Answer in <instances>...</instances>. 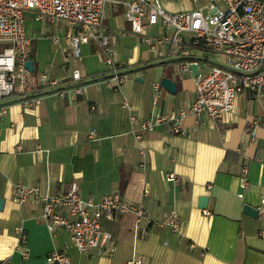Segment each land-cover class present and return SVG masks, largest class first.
<instances>
[{"label":"crops","instance_id":"0c3cea01","mask_svg":"<svg viewBox=\"0 0 264 264\" xmlns=\"http://www.w3.org/2000/svg\"><path fill=\"white\" fill-rule=\"evenodd\" d=\"M203 2L164 0L181 10ZM123 9L106 3L102 22L111 57L126 73L124 80L117 87L106 84L103 54L89 40L80 45L76 63L82 74L79 92L59 91L72 84L71 64L63 61L62 40L49 38L70 29L59 19L25 17L33 72L45 71L57 83L36 85L24 95L13 91L0 99L4 109L0 264H51L45 255L53 249L64 251L68 264H126L131 255L140 259L139 264H264V236L257 233L264 226V215L252 217L241 210L243 203L256 207L264 197V120L254 128L252 139L247 125L263 109L264 93L259 100L235 93L231 108L217 119L186 114L179 118L184 133L168 132L166 123H161L135 138L140 119L156 112L173 117L189 103L194 96L193 74L189 69L177 74L173 59L154 58L140 35L129 32ZM144 29L157 31L156 25ZM189 56L199 63V49L192 48ZM160 76L174 81V93L161 85L153 88ZM35 96L39 102L28 105L27 99ZM239 147L244 157L237 152ZM167 171L174 173V179L164 178ZM243 176L246 183L241 187ZM15 182L36 185L42 193L64 191L75 182L80 196L94 199L117 192L125 201L142 204L150 218L173 212L179 231L150 226L134 236L132 216L118 213L113 219H100L111 234L114 253L106 255L96 248L79 252L64 229L46 228L39 199L28 197L22 203L12 199ZM145 188L148 192L143 195ZM199 196L206 197L204 206L197 204ZM19 230L24 233L22 245Z\"/></svg>","mask_w":264,"mask_h":264},{"label":"built area","instance_id":"2783aa9c","mask_svg":"<svg viewBox=\"0 0 264 264\" xmlns=\"http://www.w3.org/2000/svg\"><path fill=\"white\" fill-rule=\"evenodd\" d=\"M222 3V6L218 4ZM108 2L124 7L123 15L128 22V30L140 35L143 43L153 53L154 58L175 60V71L181 75L187 71L188 64H196L193 74L194 96L189 103L180 107L177 114L168 117L165 113L156 112L139 120L140 132L166 123V130L171 133H184L179 118L186 114L206 116L217 119L220 114L231 108L235 93H249L259 100L264 93V0H205L195 8L168 11L160 0H0V99L11 92L20 95L32 90L36 85L48 87L57 83L45 71L34 73L24 67L29 58L30 36L25 30V17L34 20H62L70 29L59 37L49 35L53 42L62 40L63 61L71 64L68 78L72 84L59 91H80L78 80L81 71L76 65L80 55V45L89 40L100 48L108 73L105 82L117 87L126 73L120 71V64L111 57L109 34L105 31L102 19L105 5ZM145 25H156V33L146 32ZM199 49V63L190 57L191 49ZM212 52L218 62H207L206 54ZM207 64V69L200 68ZM158 82L153 88H159ZM39 97L27 99L28 105L38 103ZM4 112L0 105V115ZM131 120L134 116L129 117ZM264 120V107L252 115L247 125L249 138L253 130ZM240 156H245L243 148H237ZM243 172L245 164H242ZM174 173L167 171L166 180L174 179ZM1 177V173H0ZM246 180L241 178L240 186ZM12 199L18 203L28 197L41 201L40 217L50 231L64 229L70 244L79 252L96 248L106 255L114 253L111 234L100 225V219H113L118 213L132 216V234L137 236L150 226H166L171 232L179 231V219L173 212L157 218H150L144 206L122 199L117 192H107L94 199L91 195L82 197L75 182H71L64 191L42 193L36 185L13 184ZM148 190L143 189V195ZM264 197L259 199L256 210L264 215ZM204 214L208 210L202 208ZM258 235L264 236V226L258 228ZM23 231H18V243L22 245ZM26 254L25 248H21ZM51 264H68V256L60 249H53L45 255ZM140 259L130 256L126 264H139Z\"/></svg>","mask_w":264,"mask_h":264},{"label":"water","instance_id":"95a60500","mask_svg":"<svg viewBox=\"0 0 264 264\" xmlns=\"http://www.w3.org/2000/svg\"><path fill=\"white\" fill-rule=\"evenodd\" d=\"M24 67L28 70V71H33V66H32V60L31 59H26L24 61ZM188 68L191 71L192 74H194L196 72V64L194 62H190L188 64ZM136 79H140L141 77H135ZM158 83L161 85V87H163L167 92L169 93H174L175 91V83L174 81L166 76H160L158 79ZM205 201H206V197L205 196H199L198 197V205L199 206H204L205 205ZM3 199L0 196V208L2 205ZM241 210L245 213L248 214L252 217H257V210L254 206L248 205L246 203H243L241 205Z\"/></svg>","mask_w":264,"mask_h":264},{"label":"rangeland","instance_id":"374dc122","mask_svg":"<svg viewBox=\"0 0 264 264\" xmlns=\"http://www.w3.org/2000/svg\"><path fill=\"white\" fill-rule=\"evenodd\" d=\"M203 1L204 0H193V4H195V5L196 4H200ZM161 4H162L163 8L165 10H168V11L181 10V7H176V6L170 7V6L165 5L164 0H161ZM218 4L220 6H222V3L219 2V1H218ZM47 27H49V29L52 28V26H50V25H48ZM148 30L150 32L152 29H148ZM150 33H152V32H150ZM1 45H2V43H0V47H1ZM205 54H206L205 58H206L207 62H218V59H217L218 57L215 54H213L212 52H208V53H205ZM206 69H207V64L204 67L200 68L201 71H205ZM148 73L151 75V72H148Z\"/></svg>","mask_w":264,"mask_h":264},{"label":"trees","instance_id":"16d2710c","mask_svg":"<svg viewBox=\"0 0 264 264\" xmlns=\"http://www.w3.org/2000/svg\"><path fill=\"white\" fill-rule=\"evenodd\" d=\"M32 49V40H31V44H30V50ZM29 55H30V52H29Z\"/></svg>","mask_w":264,"mask_h":264}]
</instances>
